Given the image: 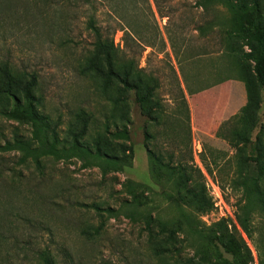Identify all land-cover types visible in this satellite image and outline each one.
I'll return each instance as SVG.
<instances>
[{
    "label": "rangeland",
    "instance_id": "rangeland-1",
    "mask_svg": "<svg viewBox=\"0 0 264 264\" xmlns=\"http://www.w3.org/2000/svg\"><path fill=\"white\" fill-rule=\"evenodd\" d=\"M260 10L264 15V0ZM86 12L76 0H16L6 17L0 15V61L36 75L33 93L48 141L55 137L66 147L76 137L98 143L125 165L104 172L84 168L76 157L18 164L19 153H0V264H45L40 252L53 258L49 264L264 262V212L249 213L247 231L237 223L245 202L239 183L252 167L264 166V94L254 122L239 124L234 145L227 140L242 104L214 123L207 119L229 97H221L219 87L241 78V65L252 71L244 58L245 39L227 29L231 13L222 5L203 9L195 0H147L138 8L124 0L119 17L97 2V26L112 37L124 63L118 72L129 71L130 84L137 85L123 90L100 74L106 68L92 53ZM16 83L22 98L23 82ZM210 87L215 88L203 104L211 113L193 117V93ZM149 89L153 92L139 103ZM6 104L0 96V106ZM105 125L126 127L128 139L112 140ZM31 130L28 123L0 117V144L15 137L31 143ZM160 163L198 169L202 192L193 190L195 197L192 192L173 204L174 189ZM131 210L148 212L150 219L131 220L125 215ZM181 212L195 218L202 235L216 238L192 236ZM229 236L241 243L239 256L226 251Z\"/></svg>",
    "mask_w": 264,
    "mask_h": 264
},
{
    "label": "trees",
    "instance_id": "trees-1",
    "mask_svg": "<svg viewBox=\"0 0 264 264\" xmlns=\"http://www.w3.org/2000/svg\"><path fill=\"white\" fill-rule=\"evenodd\" d=\"M15 1L16 0H0V15L2 17H6L5 14L11 11V4ZM39 1H44V3H56L57 1L58 4L69 0ZM132 1L136 8H138L139 4L142 2H147V0ZM97 2L106 5L115 15L118 14L120 17L124 7V0H76L77 6H85L88 9V12H86L85 30L89 32L93 38L92 53L103 59L106 68L105 71H100V74L104 78L117 81L123 90H135L137 85L136 83L130 84L129 71H124L123 73L118 72L122 70L124 63L116 53L112 37L104 35L101 28L97 26L94 16L95 4ZM195 4L206 10L215 5H222L228 9L232 15L229 22H227L229 34L245 39L248 52L244 54V58L253 64L251 73H246L247 71L245 69L247 65L239 66L242 75L241 78L235 79L242 81L244 84L246 103L239 110L237 122L234 124L233 128L229 130L231 136L227 141L234 145L236 141L234 136H240L239 124L244 123V121L253 123L254 118L259 113L262 106L264 94V15L260 10V0H249L247 4L239 3L235 0H195ZM87 62H89L88 68L96 69L94 64L91 63V60H87ZM18 80L23 82L21 88L22 98H19L15 92L18 87L16 83ZM36 85V75L33 73L19 72L15 70L9 62L5 60L0 61V96L5 98L6 103L9 104L8 106L7 104L5 106H0V117L28 123L32 128L31 139L33 142H26L21 138L15 137L12 141L0 144V153H19L20 156L17 160L18 164H26L29 161L37 163L40 159L45 158L68 160L76 157L83 162L82 165L84 168L95 167L104 172L121 171L123 169L125 165L124 162L114 155L102 152L98 143L88 144L79 142L76 137V143L73 146L66 147L60 145L55 137H53L52 141H48L45 116L40 112L39 101L35 98L33 93ZM149 92L152 93L153 91L149 89L146 94L137 98L139 103L145 101ZM83 131L84 130H82V133ZM104 132L112 140H127L129 137L126 127L119 129L117 126H114L111 130L108 125H105ZM256 159L255 157L254 160L256 161ZM159 170L164 173L167 180H169L173 186L175 193L171 194V202L173 204H178L179 201H183V195L187 197L188 194L192 195V192L194 194L193 197H195L196 193L193 190H198L199 192L197 193L202 192L201 190L204 187L203 179L198 169L195 168L193 170L192 167L171 166L170 164L160 163ZM194 171L197 173L196 175H194ZM262 176L264 177V166H254L239 183L240 188H242L245 202L240 209L241 214L237 217V223L244 231H247L248 217L252 210L258 209L264 212V178L260 179ZM122 204H127V202L125 201ZM95 209L101 210L102 208L95 206ZM102 211L113 216H115L117 212L112 208H105L102 209ZM125 215L131 220L144 218L148 221L150 219V214L148 212L138 210H131L125 213ZM180 218L186 224L191 235L198 240L205 241L216 238L215 235H202L198 232L194 227L195 218L190 216V214L181 212ZM0 241L3 243L1 239ZM224 247L228 253L236 257L239 256L242 245L235 237L229 236L224 242ZM38 259L42 260L45 264H49V260H53L52 257L44 252L38 254ZM259 263L264 264L261 260Z\"/></svg>",
    "mask_w": 264,
    "mask_h": 264
},
{
    "label": "crops",
    "instance_id": "crops-1",
    "mask_svg": "<svg viewBox=\"0 0 264 264\" xmlns=\"http://www.w3.org/2000/svg\"><path fill=\"white\" fill-rule=\"evenodd\" d=\"M233 82H230L229 84H227L226 86H220L219 88H221V92L222 95L221 97H223L224 95H229L228 99L224 100L221 102V104L217 107V109L215 110L216 114L214 115V118H207L210 121H212V123H214V121L219 120V118H223L225 116V113L235 104H242V106L245 105L246 103V93H245V88H244V84L242 81L240 80H232ZM219 86V85H218ZM215 86V87H218ZM215 87H210V88H205L202 90L197 91L196 93H193V103H192V116L193 117H199L202 114H206V116L208 114H210V111L204 110L205 106H204V100L209 96L210 93L213 92V90H211L212 88ZM229 88L231 89L230 92H228L227 90H229ZM215 94V93H214ZM224 94V95H223ZM213 95V94H211ZM215 96H217V94H215ZM188 97V96H187ZM203 101V102H202ZM241 106V107H242ZM201 112V114H200ZM204 118V117H203Z\"/></svg>",
    "mask_w": 264,
    "mask_h": 264
}]
</instances>
